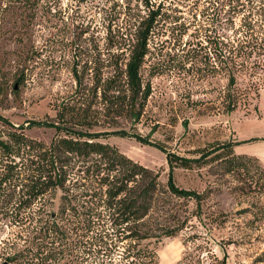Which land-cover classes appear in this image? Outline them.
Returning a JSON list of instances; mask_svg holds the SVG:
<instances>
[{
    "label": "rangeland",
    "instance_id": "rangeland-1",
    "mask_svg": "<svg viewBox=\"0 0 264 264\" xmlns=\"http://www.w3.org/2000/svg\"><path fill=\"white\" fill-rule=\"evenodd\" d=\"M150 10H158L159 16L140 74L151 96L140 121L132 123L108 116L102 88L108 78L125 70ZM239 41L251 46L244 49L252 50L251 65L236 71L238 83L231 89L232 69H222L221 52L228 55ZM261 46L264 0H0V132L9 131L1 122L6 119L24 126L28 138L50 145L65 133L44 124L62 126L56 117L65 106L67 118L87 116L97 124L90 132H131L126 138L112 135L99 141L159 174L155 208L144 223L152 237L129 238L138 226L133 223L112 229L110 223L109 229L95 224L79 231L58 264H264ZM95 85L101 86L98 91ZM232 96L241 101L228 113ZM30 122L40 124L28 128ZM136 136L191 159L202 150L233 143L235 153L251 161L231 172L221 163L175 169L178 187L202 194L198 208L194 199L166 191L167 155ZM28 164L21 162L16 179L7 183L16 203L38 178ZM89 164L74 158L69 163L71 179L86 182L94 191L101 187L97 175L85 173ZM3 169L0 162V172ZM57 196L52 192L41 197L33 210L44 203V210L54 211ZM167 229L178 233L163 237ZM28 230L30 226L0 216V247L10 252L13 243L25 245ZM103 230L109 234L104 240ZM140 249L150 254L135 257Z\"/></svg>",
    "mask_w": 264,
    "mask_h": 264
},
{
    "label": "trees",
    "instance_id": "trees-1",
    "mask_svg": "<svg viewBox=\"0 0 264 264\" xmlns=\"http://www.w3.org/2000/svg\"><path fill=\"white\" fill-rule=\"evenodd\" d=\"M158 16V10H150L148 18L142 23L138 42L131 50L125 70H119L103 84L102 96L107 105L108 116L113 114L132 123L140 121L145 104L151 96V87L144 86L140 72L149 52L148 41ZM250 47L247 42L239 41L237 45L230 47L228 55L222 49V69L227 66L232 69L228 84L231 89L238 83L236 71L251 65L249 57L252 50H244ZM259 49L264 50L262 46ZM76 79L79 89L82 82L78 77ZM21 82V78L17 79L18 84ZM100 87L95 85L97 91ZM240 101L239 97L232 96L226 104V111H235ZM66 111L64 106L57 112L56 118L62 126L55 123L44 124L65 133L64 137L54 139L50 145L28 138L24 126L16 127L6 119H1L9 127V131L5 135L0 132V153L3 157L0 162L4 165L0 172V216L12 218L15 225L26 228L30 226L31 231L27 232L25 245L13 243L9 246L10 252H5L0 247V264H58L64 248H69L79 231L85 228L89 231L95 224L106 227L110 223L112 229L118 225L133 223L138 226L129 238L143 241L152 237L144 223L155 208L160 190L159 174L134 162L116 147L99 141L101 137L118 135L126 138L133 134L124 129L90 132L96 123L90 122L87 116L67 118ZM29 124L28 128L40 123ZM135 139L142 144L153 145L167 155L170 170L166 191L177 198L194 199L198 208H201L202 194L178 187L174 180L175 169H193L194 166L221 163L231 172L251 161L249 156L237 155L233 143H223L208 151L202 150L198 158L191 159L168 152L163 146L153 144L143 137L136 136ZM74 158L90 163L85 173H91L92 177L97 175L96 181L101 188L93 191V188L86 186V182L81 183L78 178L75 181L71 179L74 176L69 163ZM21 162L22 165L23 162H28L27 168L33 167L38 178L32 179L33 184L27 186L24 197L16 203L14 194L9 192L13 187L7 188V183L11 185V181L16 179ZM52 192L54 196L58 194V205L54 211L44 210V203L43 208L41 206L33 210L41 197ZM177 233L178 230L167 229L162 236L173 237ZM108 235L103 230L101 239H106ZM147 253L150 254L148 251ZM147 253L140 249L135 257H140L141 254L146 257Z\"/></svg>",
    "mask_w": 264,
    "mask_h": 264
}]
</instances>
